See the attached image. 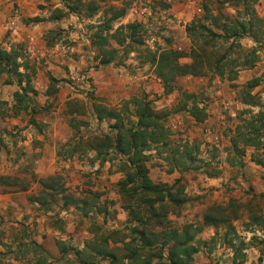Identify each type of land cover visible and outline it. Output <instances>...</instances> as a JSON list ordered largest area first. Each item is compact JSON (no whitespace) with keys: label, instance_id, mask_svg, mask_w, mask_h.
<instances>
[{"label":"rangeland","instance_id":"obj_1","mask_svg":"<svg viewBox=\"0 0 264 264\" xmlns=\"http://www.w3.org/2000/svg\"><path fill=\"white\" fill-rule=\"evenodd\" d=\"M32 1L33 4L22 3L21 0H0V47L9 49L10 46H19L21 53L29 59L35 69L32 80L37 91L35 100L38 106L44 107L31 115L27 112L9 116L8 113L12 112V93L17 86L6 84V74L0 75V99L8 103L0 107V112L5 115L2 117L0 113V161L3 160L4 171H8L3 174L7 176L5 182L1 183H6L8 188L4 190L8 192L27 187L19 198L18 194L15 195L17 201L28 200L29 195L39 191L38 178L57 175V181L66 194L83 198L93 209L103 207L106 210L95 213V210L88 209L85 212L81 208L83 204L78 207L63 205L59 194L51 201L49 210H41L27 201L28 205L23 208L30 212L22 216L15 214L7 231L0 216V241L8 232L7 238L11 242L6 244V252L0 249V264H79L72 251L53 257L48 250L57 247V241L66 247L82 249L97 225L120 229L123 233L128 226L127 211L123 208L126 201L118 192L117 185L123 178L118 171L119 161L100 163L91 159V151L68 158L64 148L75 132L69 123L70 118L85 123L80 124V131L86 137L97 134L96 128L107 131V122L92 123L87 114L94 103L89 97H96L91 73L101 66L94 60L97 49L90 44V35L105 9L123 3L122 0L103 1L99 3L97 13L89 17L79 0ZM125 1L126 14L120 22H140L142 44H132L131 51L122 60L136 59L141 71L150 72L155 77L154 67L148 59L167 48L186 50L191 43L185 32L186 24L203 14L204 3L213 2L188 0L191 6L187 20L178 18L174 12V9H184L187 0ZM34 4L39 9L34 16L44 19L39 25L41 42L29 45L24 40H12L13 29L19 30L18 27L24 25L26 29H31L36 24L24 23V19L33 16L20 17L21 7L27 10ZM74 6L78 8L68 12ZM59 9L65 13L64 17L52 20L50 17ZM225 10L233 12L231 8ZM7 17L15 20V25L13 23L11 28L5 29L9 21ZM241 43L246 47L253 45L248 38L242 39ZM112 45L115 46L114 43ZM121 55L122 52L118 60ZM180 61L188 62L189 59L181 58ZM242 70H246L248 76L242 83L236 82L238 75L235 81L217 75L185 76L177 79L172 92L164 93L156 77L153 80L162 87L160 92H146L140 87L135 94L142 97L146 93L157 110H171L180 99L181 91L186 90L195 93L197 103L206 107L207 118L201 123L195 122L187 112L172 113L165 120L170 129L171 145H194L187 147L191 159L186 160L183 167H172L163 159L165 154L154 151H151L153 154L147 161L152 181L170 185L179 179L178 184L183 186L187 201L181 206L169 205L165 225L176 229L191 225L196 229L195 239L206 241V244L199 245L192 264H264V167L250 160L252 153H262V147L255 150L248 146L244 156L230 149L235 126L252 114L264 113V77L261 76L260 84L254 88L246 87L248 80L264 72V44L259 46V60L255 65ZM48 91H53V94L49 95ZM218 91L220 96L225 97L223 101H217ZM247 92L259 100V106L243 103ZM130 98L113 107H124V101ZM127 107L129 111L133 108L130 104ZM169 169L172 172H168ZM214 206L219 207L218 211L211 208ZM207 212L217 217L220 213L228 215L229 226L233 227L235 234L226 224L214 227L205 223L203 217ZM23 219L28 224L22 222ZM34 237H40L44 244H38ZM229 239H232L233 247L229 245ZM6 258L14 260L7 262ZM92 262L109 264L107 259L99 257ZM156 264H167V260L163 258Z\"/></svg>","mask_w":264,"mask_h":264},{"label":"trees","instance_id":"obj_2","mask_svg":"<svg viewBox=\"0 0 264 264\" xmlns=\"http://www.w3.org/2000/svg\"><path fill=\"white\" fill-rule=\"evenodd\" d=\"M106 0H88L79 3L85 6V13L90 17L97 13L101 2ZM258 0H213L212 4H203V14L194 17L185 26V32L190 39V46L186 50L167 48L148 61L153 65L156 77L162 84L163 92L170 93L175 88L177 79L185 76L201 77L217 75L228 80L236 79L240 70L252 67L259 60V46L264 44V19L256 10ZM120 6L110 5L104 10L90 35V44L97 49L94 60L97 65L110 63L121 64L125 54L131 51L132 44H142L140 38L141 24L138 21L121 23L126 14L127 1L122 0ZM78 6L70 7L68 12ZM231 8L233 12L225 9ZM107 13L109 16L107 17ZM64 12L51 16L52 20L64 17ZM43 18L33 16L24 19V23H37ZM118 23L116 27L114 24ZM93 27V26H92ZM248 38L253 45L246 47L241 40ZM115 44V46L112 45ZM19 46L9 49L0 47V75L6 74L5 83H14L17 89L13 91V103L9 116L20 113L29 115L39 112L44 107L38 106L35 97L37 91L32 85L35 69L20 51ZM122 52L119 60L118 55ZM181 58L189 59L181 62ZM261 76L247 81L248 89L260 84ZM47 94V93H46ZM49 95L53 91H48ZM47 94V95H48ZM146 93L142 97L132 96L125 102L124 107L108 106L97 97L87 114L97 123L107 122V131L96 128L97 134L84 136L80 131L77 119L70 118L69 123L74 127L73 136L64 144L66 156H80L93 152L92 160L112 162L118 160V171L123 178L117 182L118 192L124 197L127 211L126 233L120 229L106 228L100 225L92 231V236L84 243L82 249L73 246L66 247L57 241L56 245L61 255L72 251L79 264H92L96 257L105 258L109 264H156L163 258L167 264H192L194 254L205 240L195 239V231L191 225H184L181 229L168 228L165 225L169 213V205L181 206L187 201L183 186L176 179L172 184L154 182L149 177L147 161L154 151L165 154L163 159L172 167H183L185 161L191 159L189 143L171 145L169 143L170 129L165 124L166 118L177 112H187L195 122L201 123L207 118L204 105L196 101L197 95L186 90L181 91L180 99L173 109L157 110L153 108ZM96 101V102H95ZM243 103L258 105L259 100L251 93H246ZM8 104L0 99V107ZM127 104L132 105L129 111ZM3 115V112H0ZM86 114V113H81ZM264 113L252 114L248 119L237 124L234 135L230 139V149L237 154L245 155L248 146L262 153H252L250 160L264 167ZM35 122V121H34ZM194 145H190L192 147ZM175 153L177 155L175 156ZM168 172H172L169 169ZM7 176H1L5 181ZM57 175H47L37 179L40 188L37 194L29 195L28 201L36 203L42 209L49 210L51 201L59 194L63 205L83 204L85 212L93 206L80 197L66 194L62 185L57 181ZM15 184V183H14ZM27 187H20L26 190ZM218 211L219 207H211ZM95 213H101L103 207L95 208ZM205 223L216 227L220 223L229 226V217L225 214L217 215L207 212L204 214ZM229 245L233 247L232 239ZM35 244V242H33ZM38 248L42 249L40 245ZM166 252V255H165ZM204 264H221L204 263Z\"/></svg>","mask_w":264,"mask_h":264},{"label":"crops","instance_id":"obj_3","mask_svg":"<svg viewBox=\"0 0 264 264\" xmlns=\"http://www.w3.org/2000/svg\"><path fill=\"white\" fill-rule=\"evenodd\" d=\"M21 2L22 3L27 2L28 4L29 3L33 4L32 0H29V2L27 0H21ZM190 6H191V2L188 0L185 1L184 9L181 10L174 9L176 16L178 18H184L188 20ZM256 10L258 14L264 19V0H258L256 4ZM38 12L39 9L36 8L35 4L30 6L27 10L26 9L24 10V8L21 7L20 17L25 18L29 16H34L37 15ZM7 19H9V21L5 24L4 27L5 29H7L8 27L11 28L13 26V23L15 25V20L10 19L9 17H7ZM40 23L41 22L34 24L33 26H31V29H26L25 25L22 27L21 26L18 27L19 30L13 29V31L11 32L12 40L14 41L24 40L27 41L29 45L40 43L41 42V32L39 28ZM1 36H2V29H0V40H1ZM32 47L34 48V46ZM138 65L136 59L128 58L127 60H123L121 64L110 63L106 65H101L97 70L92 71L91 76L93 78L94 88H95L94 95L96 97L101 98L102 101L108 106L111 105L114 106V105H118L119 102L122 100H126L132 96H135V94L137 93V89L140 87H142L146 92H151V91L160 92L162 90V87L160 86L159 82L157 83L155 82V80H153L156 77L152 75L150 72L141 71V68L138 67ZM130 70L132 71L131 74H130ZM245 72L246 70H242L238 73L236 82L242 83L247 79L248 76L247 73ZM216 93L218 94L217 101L218 102L223 101L225 97L220 96V91ZM91 122L92 123L95 122L97 124V122L93 119ZM104 123L106 122L104 121ZM7 172H8L7 170L4 171L3 160L1 159L0 177L6 176L3 174ZM1 182H5V181L0 180V216L2 217V226L7 231L8 227L13 223L15 214H20L22 216L23 214H26V212H30L29 210L26 211L25 208H23V206H25L26 204L28 205V203L30 204H36V203H31L25 198L20 199V201H17L15 194H18V198H19L20 194L25 190H20V187H18L16 189L17 192H8L4 190L5 188H8L6 183H1ZM36 205L38 206L39 209L44 210L38 204ZM22 222L28 224V222H25L24 219L22 220ZM5 235L6 237L1 239L0 241V249L6 252L8 250L6 248L8 245L6 244L11 242L7 238L8 232H6ZM33 239L36 240L38 244L39 243L44 244V241L40 237L38 238L34 237ZM11 249L14 250L13 247H11ZM48 253L53 257H58V255H60V252L56 246L53 249H49ZM9 256L10 255H8L7 257ZM18 257L19 259H21V255H19ZM13 260H14L13 258L12 259L6 258L5 261L9 262Z\"/></svg>","mask_w":264,"mask_h":264}]
</instances>
